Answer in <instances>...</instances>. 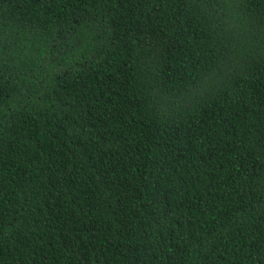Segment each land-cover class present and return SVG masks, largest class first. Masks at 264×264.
<instances>
[{
  "label": "trees",
  "instance_id": "1",
  "mask_svg": "<svg viewBox=\"0 0 264 264\" xmlns=\"http://www.w3.org/2000/svg\"><path fill=\"white\" fill-rule=\"evenodd\" d=\"M0 264H264V0H0Z\"/></svg>",
  "mask_w": 264,
  "mask_h": 264
}]
</instances>
